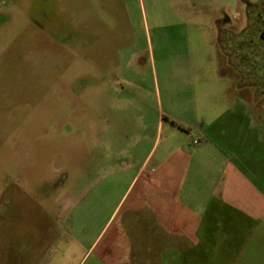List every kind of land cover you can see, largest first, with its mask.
<instances>
[{
	"label": "rangeland",
	"instance_id": "obj_1",
	"mask_svg": "<svg viewBox=\"0 0 264 264\" xmlns=\"http://www.w3.org/2000/svg\"><path fill=\"white\" fill-rule=\"evenodd\" d=\"M241 2L0 0V264H101L113 239L122 251L119 222L133 231L122 162L146 156L169 125L181 134L192 107L225 110L236 85L264 110L255 37L218 34L225 16L245 26ZM245 151L264 191V142ZM254 243V254L169 264H264V223Z\"/></svg>",
	"mask_w": 264,
	"mask_h": 264
},
{
	"label": "crops",
	"instance_id": "obj_2",
	"mask_svg": "<svg viewBox=\"0 0 264 264\" xmlns=\"http://www.w3.org/2000/svg\"><path fill=\"white\" fill-rule=\"evenodd\" d=\"M221 99L225 110L200 113L192 107L195 123L182 124L181 134L177 126H167L146 156L122 162L125 171L133 172L135 201L128 209L133 231L130 238L124 235V222H119L122 251L115 254L121 239H113L111 254H101V264H152V254L169 264L187 254L256 252L252 245L264 223V191L255 181L257 172L242 162L251 161L245 155L249 141L264 142V110L257 95L241 85ZM144 139L152 141L149 135Z\"/></svg>",
	"mask_w": 264,
	"mask_h": 264
},
{
	"label": "flooded vegetation",
	"instance_id": "obj_3",
	"mask_svg": "<svg viewBox=\"0 0 264 264\" xmlns=\"http://www.w3.org/2000/svg\"><path fill=\"white\" fill-rule=\"evenodd\" d=\"M241 4L243 11L240 12V14L242 16V22L245 21L246 23L245 26L241 28L240 32H236V28L231 26V24L234 23L233 19L225 16L222 19L216 21L218 26V34L220 33L219 35L230 36L236 34L253 35L258 43V47L260 46L261 54L264 55V9L262 3L252 4L248 0H242Z\"/></svg>",
	"mask_w": 264,
	"mask_h": 264
}]
</instances>
